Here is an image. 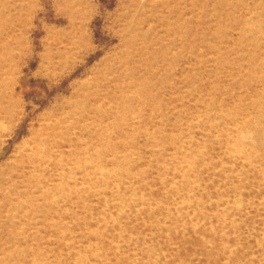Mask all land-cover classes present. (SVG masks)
<instances>
[{
    "label": "rangeland",
    "instance_id": "1",
    "mask_svg": "<svg viewBox=\"0 0 264 264\" xmlns=\"http://www.w3.org/2000/svg\"><path fill=\"white\" fill-rule=\"evenodd\" d=\"M0 264H264V0H0Z\"/></svg>",
    "mask_w": 264,
    "mask_h": 264
}]
</instances>
